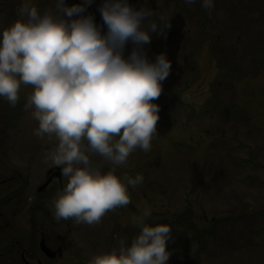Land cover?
Masks as SVG:
<instances>
[{"label":"rangeland","instance_id":"374dc122","mask_svg":"<svg viewBox=\"0 0 264 264\" xmlns=\"http://www.w3.org/2000/svg\"><path fill=\"white\" fill-rule=\"evenodd\" d=\"M101 2L87 8L98 23ZM130 2L139 7L144 0ZM149 4L170 27L166 36L153 34L148 55L166 51L172 67L157 98L152 148H137L116 168L122 177L141 173L144 181L129 186L127 207L107 211L70 239L59 264H87L120 238L130 242L138 231L133 217L145 206L152 208L150 223L173 228L168 264H264V0H215L211 10L201 0ZM20 6L21 0H0V26ZM30 90L22 85L15 106L0 98V166L27 168L30 184H40L53 165L43 156L57 141L34 134L38 121L23 108ZM52 201L44 204L46 223L55 219Z\"/></svg>","mask_w":264,"mask_h":264},{"label":"clouds","instance_id":"9594fccd","mask_svg":"<svg viewBox=\"0 0 264 264\" xmlns=\"http://www.w3.org/2000/svg\"><path fill=\"white\" fill-rule=\"evenodd\" d=\"M93 0H21L17 17L0 26V98L15 106L22 85H31L24 110L38 121L34 134L55 139L43 156L59 167L66 183L52 201L57 221L99 223L105 213L131 201L129 186L144 176L118 175L116 168L140 148L149 151L157 133V98L172 61L166 51L152 58L153 34L166 36L167 17L149 0H102V23L87 11ZM213 9L215 0H201ZM131 49L128 50V45ZM111 167L104 169L93 157ZM145 206L133 223L129 242L120 238L109 251L93 254L88 264H168L173 228L150 223Z\"/></svg>","mask_w":264,"mask_h":264},{"label":"flooded vegetation","instance_id":"af4514ba","mask_svg":"<svg viewBox=\"0 0 264 264\" xmlns=\"http://www.w3.org/2000/svg\"><path fill=\"white\" fill-rule=\"evenodd\" d=\"M51 168L57 172L54 177V172L48 173ZM51 168L40 174L46 175L42 183L30 184L33 174L27 168L8 166L6 170L0 166V264H59L68 257L69 240L79 231L90 228L87 223H76L74 218L45 222L44 204L54 199L66 183L59 167L52 165ZM51 177V182L40 190ZM50 189L54 190L52 195ZM30 238L35 244L31 248ZM43 239L49 249L56 251L55 257L41 247Z\"/></svg>","mask_w":264,"mask_h":264},{"label":"water","instance_id":"95a60500","mask_svg":"<svg viewBox=\"0 0 264 264\" xmlns=\"http://www.w3.org/2000/svg\"><path fill=\"white\" fill-rule=\"evenodd\" d=\"M56 174H57V173L55 172V173L53 174L52 177H54ZM52 177L49 178V179L46 181V183H45L40 189H44V188H45V187L51 182ZM40 245H41V247L45 250V252H46L48 255H50L51 257H54V256L56 255V251H52L51 249H49V248L46 246V244H45V240H44V239L41 241Z\"/></svg>","mask_w":264,"mask_h":264}]
</instances>
